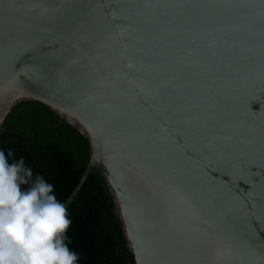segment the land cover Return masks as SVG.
<instances>
[{
	"label": "water",
	"instance_id": "water-1",
	"mask_svg": "<svg viewBox=\"0 0 264 264\" xmlns=\"http://www.w3.org/2000/svg\"><path fill=\"white\" fill-rule=\"evenodd\" d=\"M81 135L134 264H264V0H0V131Z\"/></svg>",
	"mask_w": 264,
	"mask_h": 264
},
{
	"label": "trees",
	"instance_id": "trees-1",
	"mask_svg": "<svg viewBox=\"0 0 264 264\" xmlns=\"http://www.w3.org/2000/svg\"><path fill=\"white\" fill-rule=\"evenodd\" d=\"M0 150L6 156L9 150L13 152L10 163L23 158L33 179L41 176L50 183L62 204L89 160L87 141L37 103H22L12 111L0 131ZM66 212L71 221L66 242L78 254V264H134L98 171L90 173Z\"/></svg>",
	"mask_w": 264,
	"mask_h": 264
},
{
	"label": "clouds",
	"instance_id": "clouds-1",
	"mask_svg": "<svg viewBox=\"0 0 264 264\" xmlns=\"http://www.w3.org/2000/svg\"><path fill=\"white\" fill-rule=\"evenodd\" d=\"M13 155L0 150V264H78L65 206L23 158L10 163Z\"/></svg>",
	"mask_w": 264,
	"mask_h": 264
}]
</instances>
